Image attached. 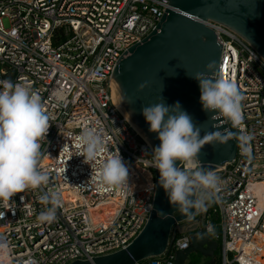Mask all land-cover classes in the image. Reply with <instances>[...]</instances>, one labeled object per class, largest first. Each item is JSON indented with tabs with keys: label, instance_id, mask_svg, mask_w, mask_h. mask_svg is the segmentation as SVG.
Segmentation results:
<instances>
[{
	"label": "built area",
	"instance_id": "obj_1",
	"mask_svg": "<svg viewBox=\"0 0 264 264\" xmlns=\"http://www.w3.org/2000/svg\"><path fill=\"white\" fill-rule=\"evenodd\" d=\"M167 0H0V82H27L42 98L50 128L40 140L38 168L49 181L0 203V264H71L126 248L152 212L156 188L153 146L119 106L112 83L118 59L147 37ZM223 42L219 74L242 95L235 159L214 172L216 206L198 210L211 238L222 245V264H264V59L233 30L208 20ZM94 130L103 151L90 164L79 136ZM130 185L108 189L98 172L119 153ZM197 159L194 168H199ZM181 167H186L182 164ZM93 175V176H92ZM56 192V220H37L39 197ZM74 193L78 201L67 197ZM21 197H24L21 200ZM114 212L101 219V207ZM181 235L166 252L138 264H173L188 245ZM231 255V257H230Z\"/></svg>",
	"mask_w": 264,
	"mask_h": 264
},
{
	"label": "water",
	"instance_id": "obj_2",
	"mask_svg": "<svg viewBox=\"0 0 264 264\" xmlns=\"http://www.w3.org/2000/svg\"><path fill=\"white\" fill-rule=\"evenodd\" d=\"M169 3L154 30L128 48L118 59L112 73V83L119 106L130 122L142 131L153 147L160 141L149 131L142 115L144 106L179 102L193 121L204 131H215L200 102V87L195 76L206 71L215 61L216 71L222 55L223 42L215 30L206 24L211 20L233 30L245 39L264 59V0H167ZM144 85L143 90L140 86ZM223 127H229L224 125ZM236 135L225 145L206 144L196 158L199 168L214 171L235 159L238 150ZM180 162L177 161V166ZM159 171L155 169L156 190L153 206L171 213L172 218L161 221L153 211L141 232L123 249L89 260L71 264H138L150 257L163 255L178 234H187L188 245L175 254L173 264H186L190 254L200 252L213 256L219 242L212 239L204 222L185 218L170 205L163 188L158 185Z\"/></svg>",
	"mask_w": 264,
	"mask_h": 264
},
{
	"label": "clouds",
	"instance_id": "obj_3",
	"mask_svg": "<svg viewBox=\"0 0 264 264\" xmlns=\"http://www.w3.org/2000/svg\"><path fill=\"white\" fill-rule=\"evenodd\" d=\"M198 81L200 102L213 122L215 131H204L179 102L174 105L154 103L142 108L149 131L160 141L152 148L153 167L159 171V187L163 188L174 211L185 218L192 217L206 207L210 197L219 190L220 178L210 170L194 168L193 162L206 144L225 145L232 139L242 122L243 95L234 80L225 79L216 71L215 61L206 71L191 76ZM143 90L144 85L140 86ZM229 127H223L224 125ZM50 118L44 110L42 98L27 82H0V203L11 201L17 193L38 189L49 181L48 175L38 168L41 157L40 140L50 128ZM80 156L90 164L97 160L104 145L94 130H85L79 136ZM177 161L180 162L177 166ZM184 164L186 167H181ZM93 176V175H92ZM98 178L101 186L121 188L130 185V168L120 152L108 156L102 163ZM157 185H149L151 192ZM24 197H21L23 200ZM45 208L37 216L41 223L56 220L62 201L56 192L39 197ZM161 221L172 218L171 213L152 206Z\"/></svg>",
	"mask_w": 264,
	"mask_h": 264
},
{
	"label": "trees",
	"instance_id": "obj_4",
	"mask_svg": "<svg viewBox=\"0 0 264 264\" xmlns=\"http://www.w3.org/2000/svg\"><path fill=\"white\" fill-rule=\"evenodd\" d=\"M207 205L209 206V211H212V208L216 206V202L213 199H209L207 202ZM181 235H177V238H180ZM203 255L200 252H196L192 255L191 259L186 264H222V245L219 241V247L215 250V253L213 256H207L202 258Z\"/></svg>",
	"mask_w": 264,
	"mask_h": 264
},
{
	"label": "bare ground",
	"instance_id": "obj_5",
	"mask_svg": "<svg viewBox=\"0 0 264 264\" xmlns=\"http://www.w3.org/2000/svg\"><path fill=\"white\" fill-rule=\"evenodd\" d=\"M121 110L124 112V110L121 108ZM125 113V112H124ZM126 115V114H125ZM127 116V115H126ZM129 119V118H128ZM130 121V120H129ZM132 123V125H133V127L140 133V134H142V131L140 130V128L139 127H137L133 122H131ZM143 135V134H142ZM67 197L69 198V199H71V200H75V201H78V197H77V195L76 194H74V193H68L67 194ZM101 209H102V212H101V214H100V217H101V219H107V217L108 216H110L113 212H114V210H113V204H106V205H104V206H102L101 207ZM0 255H1V251H0Z\"/></svg>",
	"mask_w": 264,
	"mask_h": 264
},
{
	"label": "flooded vegetation",
	"instance_id": "obj_6",
	"mask_svg": "<svg viewBox=\"0 0 264 264\" xmlns=\"http://www.w3.org/2000/svg\"><path fill=\"white\" fill-rule=\"evenodd\" d=\"M196 218L199 219V221L201 222L203 220V215L200 213H197Z\"/></svg>",
	"mask_w": 264,
	"mask_h": 264
},
{
	"label": "rangeland",
	"instance_id": "obj_7",
	"mask_svg": "<svg viewBox=\"0 0 264 264\" xmlns=\"http://www.w3.org/2000/svg\"><path fill=\"white\" fill-rule=\"evenodd\" d=\"M141 135H142V134H141ZM180 235H181V234H179V236H180ZM195 253H196V252H193L192 254H190V256H189V260L191 259L192 255L195 254ZM202 255H203V254H202ZM205 257H206V255H203L202 258H204V260H205ZM230 257H231V255H230ZM189 260H188V261H189ZM188 261H187V262H188Z\"/></svg>",
	"mask_w": 264,
	"mask_h": 264
}]
</instances>
